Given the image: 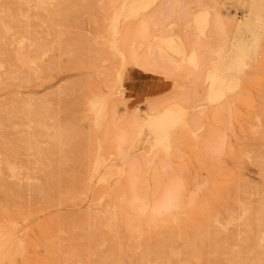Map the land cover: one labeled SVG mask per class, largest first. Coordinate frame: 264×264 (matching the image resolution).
Here are the masks:
<instances>
[{
    "label": "rangeland",
    "instance_id": "obj_1",
    "mask_svg": "<svg viewBox=\"0 0 264 264\" xmlns=\"http://www.w3.org/2000/svg\"><path fill=\"white\" fill-rule=\"evenodd\" d=\"M128 1L0 0V264H264V0Z\"/></svg>",
    "mask_w": 264,
    "mask_h": 264
},
{
    "label": "crops",
    "instance_id": "obj_2",
    "mask_svg": "<svg viewBox=\"0 0 264 264\" xmlns=\"http://www.w3.org/2000/svg\"><path fill=\"white\" fill-rule=\"evenodd\" d=\"M145 3L146 2L144 0H129L128 2H125V4L123 5L122 10L120 11V14L123 15L125 18H127L129 16V13H131V11H133V13L134 12L137 13V16H138V13L142 12V10L145 9V7H147V6H145ZM138 20H139L138 18L134 19L135 23H137ZM192 21H194V24L198 28L197 31L199 33L204 32L203 31L204 30L203 26L206 24L205 11L198 12L197 14L192 16ZM200 27H203V28L199 29ZM178 47L180 49L183 48V46H181V42L179 43ZM179 48L176 50V48H175V46L173 44L166 47V49L171 50L173 53H176V54H181L182 53V55H183L184 52H182L181 50L179 51ZM140 70H143V69L140 68ZM223 71H225L224 68L221 69V70H218L215 74H213L216 77L215 81L213 80V78H210L211 81H212V84H213L212 88L216 87L218 85V83H220V82H225L226 84H230L231 87H233V81L234 80H232L231 78H228L227 76H225L223 74ZM227 71L230 72L231 69L228 67ZM152 79L154 81H156L157 83H160L162 85V83L159 82L157 79H155V78H152ZM212 88H211V91H210V94H209V99H210L209 101H212V102H217V101L221 100L222 98H224L226 92L229 91V89H225V90H222L221 93L215 94L213 92ZM144 100H148V99H144Z\"/></svg>",
    "mask_w": 264,
    "mask_h": 264
}]
</instances>
